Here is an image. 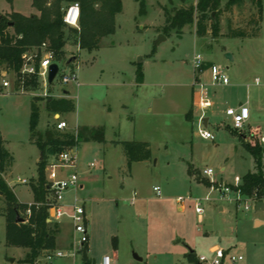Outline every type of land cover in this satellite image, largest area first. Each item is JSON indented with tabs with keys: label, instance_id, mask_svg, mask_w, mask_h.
I'll use <instances>...</instances> for the list:
<instances>
[{
	"label": "rangeland",
	"instance_id": "rangeland-1",
	"mask_svg": "<svg viewBox=\"0 0 264 264\" xmlns=\"http://www.w3.org/2000/svg\"><path fill=\"white\" fill-rule=\"evenodd\" d=\"M226 1L221 2L215 38L209 31L198 38L194 23L186 25L179 35L163 33L164 9L173 14L195 6L196 0H121L114 34L102 38L95 51L78 49L76 35L64 29V57H75V61L68 67L65 60L57 61L59 72L46 87L55 99L68 92L74 104L73 112L59 114L68 124L61 133L76 134L83 127L104 129L103 143L89 139L77 147L76 171L83 187L75 196L87 217L89 264L104 255L111 258V264H199V257L210 260L214 249L224 252L221 264H264V224L254 222H264V209L256 210L253 202H247V211L235 207L241 177L255 171L252 157L241 144L250 142L254 134L264 147L260 138L264 136V0H260L262 18L255 38H232L229 33L230 29L253 32L255 26L249 22L256 16L255 5L246 0L227 12ZM30 4L29 0L11 4L0 0V16L11 12L37 15ZM8 32L12 34V29ZM34 55L39 59L43 52L33 49L26 56ZM196 55L204 61L199 79L207 85L212 102L205 127L214 141L200 139L193 118H185L192 109L196 112L192 101ZM210 65L223 72L226 85L210 86ZM138 69L141 82L137 80ZM0 73V141L12 159L0 176L17 201L28 203L33 200L31 184L36 181L42 155L30 139L31 104L35 101L39 109V134L53 132L55 114L47 111L48 97L42 96L45 90L38 82L26 85L29 76L21 72L17 76L4 67ZM72 73L77 83L62 84L61 76ZM3 80L9 87L1 86ZM240 103L247 105L250 116L238 133L224 112ZM122 141L148 143L151 159L128 166L122 147L115 145ZM45 161L49 183L74 171L60 165L57 154L47 155ZM262 163L264 166V158ZM209 168L213 170L211 177L203 173ZM154 187L159 188L160 198ZM221 187L231 191L221 193ZM178 197L184 198L181 211ZM64 198L71 203L73 193ZM195 199L201 200V219L194 210ZM5 211L0 194V264H28L26 249L6 245ZM62 223L68 224L66 219ZM54 224L59 231L57 223L51 226ZM66 230L56 250L44 252L34 264H82L77 257H54L56 251H70L68 244L74 236L70 226ZM191 252L189 261L186 255ZM239 256L241 261L230 260Z\"/></svg>",
	"mask_w": 264,
	"mask_h": 264
},
{
	"label": "trees",
	"instance_id": "trees-1",
	"mask_svg": "<svg viewBox=\"0 0 264 264\" xmlns=\"http://www.w3.org/2000/svg\"><path fill=\"white\" fill-rule=\"evenodd\" d=\"M11 4L14 0H4ZM31 7L36 10L37 15L24 16L17 12H11L0 16V67H4L19 76L23 60L22 55L33 49H39L42 44L46 50L53 54L55 61H67L64 57V46L66 37L64 29L76 35V45L80 50L95 51L99 48L102 38L110 36L115 32V16L121 11V0H29ZM246 0H227L224 11L230 12L233 7L239 6ZM257 9L256 16L249 23L255 26L252 33L244 29H230L232 38H255L260 33L261 5L260 0H249ZM222 0H196L195 6L180 8L169 14L164 9L165 21L162 31L168 34L174 31L180 34L181 30L190 24H195V34L198 38H204L208 31L212 37L219 33V18ZM77 3L79 6L78 30L65 26L62 22V9L66 6ZM141 12L144 4L140 2ZM215 13V16L212 14ZM209 22H211L209 24ZM12 29V34L8 32ZM1 74V73H0ZM1 78V77H0ZM137 80L142 81V72L137 70ZM36 76H30L26 85L35 86ZM45 107L53 114L70 113L74 111V104L65 98H46ZM186 120L192 118L191 111ZM39 120V109L35 101L31 104L29 119V131L31 141L42 154L38 162L37 178L31 184L33 202L30 205L21 204L15 198L11 189L0 176V194L6 204V234L5 241L8 247H15L27 250L25 263L34 264L44 253L56 250L57 226L47 223L48 206L46 204L47 182L45 179L46 156L59 154L62 151L78 146L81 141L93 140L99 143L104 142V129L80 128L76 134H62L55 129L53 132L46 131L44 134L36 132ZM251 134L250 142H243L242 148L252 157L255 164L254 172H247L241 177V183L237 191L246 197H252L257 191V201H262L264 192L263 163L264 147ZM123 150L127 165L144 162L151 159L149 144L139 141L115 142ZM12 161L10 154L0 141V171ZM26 210L30 211L29 216L25 215ZM17 214L24 220L17 223ZM23 216V217H22ZM192 261V252L186 255ZM89 264V262L85 263Z\"/></svg>",
	"mask_w": 264,
	"mask_h": 264
},
{
	"label": "built area",
	"instance_id": "built-area-1",
	"mask_svg": "<svg viewBox=\"0 0 264 264\" xmlns=\"http://www.w3.org/2000/svg\"><path fill=\"white\" fill-rule=\"evenodd\" d=\"M78 19H79V6L77 3H72L65 8L62 9V22L65 26L69 28H73L78 30ZM42 50L43 55L38 59L37 55L32 57H27V53L22 55L23 64L21 68V73L27 76H36L37 82L44 88L43 97H51L46 92V87L50 85L48 83V73L49 66L52 64L59 65L57 61H55L53 54L46 50V45L42 44L39 47ZM31 62V63H30ZM66 63V62H65ZM193 68L195 71L194 83H193V107L196 109V114L194 124L196 128L197 135L200 139L206 141H214V136L212 133L207 131V127L204 125V118L206 117L207 111L212 107V102L209 98V92L207 85L202 83L199 79V75L202 73L204 61L201 56L196 55L193 58ZM71 65V64H70ZM211 84L210 86L216 85H226L228 80L223 72L215 65H210L209 67ZM56 74V76H57ZM55 76V78H56ZM54 78V80H55ZM53 80V81H54ZM258 83V79L255 80ZM53 83V82H52ZM51 83V84H52ZM61 83L66 85L68 83H77V78L74 73L70 75H62ZM1 86L3 88L9 87V83L6 81L1 82ZM224 115L228 118L230 126L233 130L238 133H241L244 124L248 121L250 112L247 106L240 105L236 108L229 107L225 110ZM56 121L54 129L59 132H63L68 128L67 123L57 115L54 118ZM77 147L72 146L61 153L57 154V161L60 165L67 166L72 168L74 171L66 178L61 180H57L51 183H47V188L49 193L52 194L50 198L47 197L46 204L48 206V218L46 220L47 223H57L63 219L69 221L74 238L72 239L71 249L68 253H64L61 251H57L54 254L56 258H79L81 261V256L83 249L86 248L89 237H88V229H87V218L85 215L84 207L80 204L78 199H74L73 203L70 205H64V194L67 191L76 190L79 188V180L77 174V165H78V156H77ZM93 167V164L89 165ZM203 173L206 176L211 177L213 174V170L211 168L205 169ZM1 174V171H0ZM21 184H27L26 180H21ZM153 191L155 192L158 198L161 197V193L158 187H154ZM231 190L228 187H221L219 192L227 193ZM257 191L254 192L252 197H246L241 195V193L237 192V199H235L236 210L237 211H247L249 206L247 202H253L257 204ZM262 200L264 199V192L262 194ZM134 198H132V202ZM178 204H181L184 201V198L178 197L176 199ZM194 210L198 215L199 219H201L202 207L201 200H194ZM30 211L26 210L25 215L29 216ZM224 257V252L221 249H214L213 256L210 260H207L205 257H199V264H221V260ZM230 260L233 263L242 260V257H231ZM95 264H111V258L109 256H103L98 262L95 261Z\"/></svg>",
	"mask_w": 264,
	"mask_h": 264
},
{
	"label": "crops",
	"instance_id": "crops-1",
	"mask_svg": "<svg viewBox=\"0 0 264 264\" xmlns=\"http://www.w3.org/2000/svg\"><path fill=\"white\" fill-rule=\"evenodd\" d=\"M62 96V97H61ZM61 96H59V98L61 97V98H65V99H69L68 98V92H64V94L63 95H61ZM192 101H193V98H192ZM247 103V102H246ZM241 104V103H240ZM242 105H244V104H242ZM245 106H247V105H245ZM208 113H210V112H207V114H206V117L204 118V125L205 126H208L209 125V114ZM57 115L60 117V115L59 114H55L54 116H53V118H55V117H57ZM192 118H193V122H194V120H195V115H196V112H194V110L192 109ZM68 125V124H67ZM260 138H262V141H264V136H260ZM41 160V159H40ZM221 170H223V168H221ZM187 178L189 179V177L187 176ZM46 179V178H45ZM46 182L47 183H49V181H47L46 180ZM241 183V182H240ZM239 183V184H240ZM238 184V185H239ZM83 186H82V184L81 183H79V188L78 189H81ZM78 189H76V190H71V191H67L65 194H68L69 192H72L73 193V200H72V202L71 203H68V202H65V198H64V201H63V204L64 205H70V204H72L73 203V201H74V199H77L76 198V196H75V194H76V191L78 190ZM65 194H64V196H65ZM33 198V197H32ZM79 200V199H78ZM19 202V201H18ZM33 202V200L32 201H30V202H28V203H21V204H27V205H30L31 203ZM20 203V202H19ZM259 203H262V201H260V202H258L257 204H259ZM257 204H255V209H256V206H257ZM183 209V207L179 204V206H178V210L179 211H181ZM258 209H261V210H263L264 209V204L262 203V205H258ZM258 209H256V210H258ZM219 210L221 211L222 210V208H219ZM87 218V217H86ZM63 222V220H61L60 222H57V224L59 225V227H60V230L58 231V233H57V235H56V244L57 243H60V242H62V241H64V238H63V236L65 237V235H66V233H67V227L68 226H70L71 227V225H70V223H69V221L67 220V222H68V224H65V223H62ZM255 222V225L256 224H258V226H260V225H263L264 224V222L263 221H259V220H255L254 221ZM87 223V222H86ZM66 227V228H65ZM71 231H72V227H71ZM72 234H73V232H72ZM88 237H89V234H88ZM71 243V242H70ZM68 244V250H70L71 249V244ZM88 243H89V241H88ZM87 248H88V244H87V246H86V251H87ZM67 249H65V250H67ZM57 252V251H56ZM62 252V251H61ZM104 256H106V255H104Z\"/></svg>",
	"mask_w": 264,
	"mask_h": 264
},
{
	"label": "water",
	"instance_id": "water-1",
	"mask_svg": "<svg viewBox=\"0 0 264 264\" xmlns=\"http://www.w3.org/2000/svg\"><path fill=\"white\" fill-rule=\"evenodd\" d=\"M230 57V56H229ZM75 61V57H71V58H68L66 63H65V66H70V64H72V62ZM57 71H58V66L56 64H52L49 66V73H48V83L51 84L57 74ZM241 104H239L240 106ZM40 159H42V155L40 157ZM258 205H262V203H259L257 204L256 206V209H258ZM16 222L17 223H23L24 220L22 218L19 217V215L17 214V219H16ZM138 260H140L139 258H137ZM89 261L88 257H87V251H86V248L83 249V252H82V256H81V262L82 264H85ZM91 264H95V261L93 260L91 262Z\"/></svg>",
	"mask_w": 264,
	"mask_h": 264
}]
</instances>
